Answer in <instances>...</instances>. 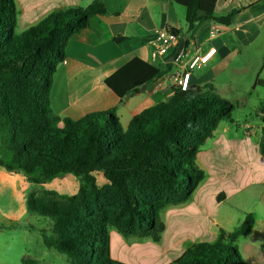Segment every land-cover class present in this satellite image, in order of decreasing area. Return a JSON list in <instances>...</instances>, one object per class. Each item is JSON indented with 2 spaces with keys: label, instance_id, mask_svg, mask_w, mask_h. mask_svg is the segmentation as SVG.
<instances>
[{
  "label": "trees",
  "instance_id": "1",
  "mask_svg": "<svg viewBox=\"0 0 264 264\" xmlns=\"http://www.w3.org/2000/svg\"><path fill=\"white\" fill-rule=\"evenodd\" d=\"M171 1L186 8L189 31L201 20L231 26L236 15L216 16L217 0ZM107 14L103 0H94L18 32L14 0H0V166L36 184L64 174L82 178L74 195L46 191L29 203L32 213L51 222L52 233L43 234L45 245L64 254L69 264H128L112 257L111 226L122 236L158 242L164 231L161 211L190 200L205 178L197 164L200 148L220 122L235 123L234 104L205 93L214 89L211 82L189 84L185 91L174 86L171 96L134 115L127 128L116 108L78 120L59 117L50 95L68 41L92 17ZM169 29L179 36V30ZM188 45L186 40L184 51ZM167 73V68L135 58L105 84L122 101ZM98 173L106 180L103 185ZM245 219L238 230H221L215 243L189 247L169 264H246L235 245L254 226L252 214ZM22 264L37 262L26 258Z\"/></svg>",
  "mask_w": 264,
  "mask_h": 264
},
{
  "label": "crops",
  "instance_id": "2",
  "mask_svg": "<svg viewBox=\"0 0 264 264\" xmlns=\"http://www.w3.org/2000/svg\"><path fill=\"white\" fill-rule=\"evenodd\" d=\"M92 1L14 0L18 11L17 31L23 32L54 12L84 8ZM103 2L108 14L92 17L88 26L68 41L66 59L57 66L50 97L51 107L59 117L78 120L89 113L116 108L120 122L126 118V123H121L126 128L134 115L173 94L175 70L186 71L193 56L216 48L208 63L191 70L190 84L204 86L214 82L233 57L264 32V0H217L215 15L225 16L235 11L233 24L224 26L201 20L191 31L186 22V8L171 0ZM217 27L221 31L211 37L210 31ZM163 28H175L179 30L180 40L189 41L186 57L179 66L176 63L160 66L152 60L157 31ZM118 37L124 40L117 42ZM135 58L167 68L168 73L147 85L144 91L121 101L105 81ZM239 128L246 130L242 136L238 134ZM250 130L249 124L242 127L236 121H222L200 148L197 164L205 172L204 180L190 200L170 207L174 216L179 214L196 227L195 237L184 236L191 243L189 247L215 243L221 238V230L227 233L238 230L245 220V215L236 216L241 211L255 217L251 231L235 244L239 253L242 248L248 259L247 250L264 239V155L260 146L264 144V127ZM259 132L263 135L258 136ZM258 208L262 209V217L256 216ZM173 248L178 249L177 245Z\"/></svg>",
  "mask_w": 264,
  "mask_h": 264
},
{
  "label": "rangeland",
  "instance_id": "3",
  "mask_svg": "<svg viewBox=\"0 0 264 264\" xmlns=\"http://www.w3.org/2000/svg\"><path fill=\"white\" fill-rule=\"evenodd\" d=\"M212 84L214 89H204L205 93L211 91L234 104L232 117L237 124L242 127L249 124L252 126L250 131L264 127V32L257 41L242 48ZM121 123H126L125 117ZM237 131L240 136L246 132L244 128ZM257 135L263 134L259 132ZM96 177L98 184L106 182L102 174L98 173ZM81 182L80 177L64 174L45 184H36L24 174L8 172L0 166V264H22V260L26 258L36 260L37 264H69L64 254L45 245L43 234L52 233L51 222L48 218L32 213L29 203L46 191L74 195ZM170 207L166 206L161 211L164 231L158 242L147 237L122 236L111 226L109 233L112 257L128 264H169L177 259L185 251V247L191 244L184 236L191 235L190 239L195 237L196 227L189 225L179 214L174 216ZM239 214L246 216L247 213L237 212L236 216L239 217ZM262 215V209L258 208L256 216ZM261 240L254 243L255 248L246 249L248 259L240 249L246 264H264V239ZM174 245L178 249L173 248ZM260 254L263 256L260 257Z\"/></svg>",
  "mask_w": 264,
  "mask_h": 264
},
{
  "label": "built area",
  "instance_id": "4",
  "mask_svg": "<svg viewBox=\"0 0 264 264\" xmlns=\"http://www.w3.org/2000/svg\"><path fill=\"white\" fill-rule=\"evenodd\" d=\"M220 28H214L210 31V36L215 37L219 32ZM180 42V37L174 34L169 28H163L157 31V46L152 51V60L157 62L160 66H165L167 59L175 52ZM216 48H209L206 53H200L193 56L186 65V71L175 70L173 74V80L175 86L185 91L190 84L191 70L208 63L211 58L215 55ZM186 57L184 49L177 56L174 63L178 64Z\"/></svg>",
  "mask_w": 264,
  "mask_h": 264
},
{
  "label": "water",
  "instance_id": "5",
  "mask_svg": "<svg viewBox=\"0 0 264 264\" xmlns=\"http://www.w3.org/2000/svg\"><path fill=\"white\" fill-rule=\"evenodd\" d=\"M185 41L186 39H181L178 46H177V49L175 50V52L167 59V63H174L177 56L181 53V51L184 49V45H185ZM147 87V84L143 85L140 87V91H144ZM130 98V94L126 95L124 97V100L127 101L128 99Z\"/></svg>",
  "mask_w": 264,
  "mask_h": 264
}]
</instances>
